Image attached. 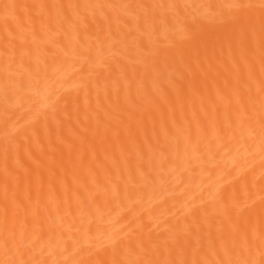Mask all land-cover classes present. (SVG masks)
<instances>
[{"label":"bare ground","instance_id":"6f19581e","mask_svg":"<svg viewBox=\"0 0 264 264\" xmlns=\"http://www.w3.org/2000/svg\"><path fill=\"white\" fill-rule=\"evenodd\" d=\"M0 264H264V0H0Z\"/></svg>","mask_w":264,"mask_h":264}]
</instances>
